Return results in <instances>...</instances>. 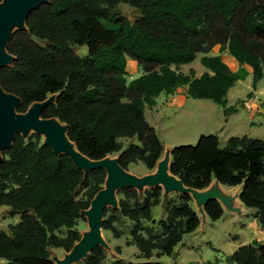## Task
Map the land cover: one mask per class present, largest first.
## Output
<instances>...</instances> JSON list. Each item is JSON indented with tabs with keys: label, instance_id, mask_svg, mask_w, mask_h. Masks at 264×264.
Masks as SVG:
<instances>
[{
	"label": "trees",
	"instance_id": "1",
	"mask_svg": "<svg viewBox=\"0 0 264 264\" xmlns=\"http://www.w3.org/2000/svg\"><path fill=\"white\" fill-rule=\"evenodd\" d=\"M120 4L136 8L141 17L131 24L115 12ZM217 47L219 54L209 56ZM82 48L84 56L78 53ZM7 51L14 60L0 68V85L20 99L19 114L56 95L42 117L65 124L84 156L99 161L118 155L126 171L138 163L152 171L164 148L146 108L159 96L187 87L189 98L211 100L225 115L235 112L227 96L239 78L222 53L252 71L254 89L264 78V0H46L30 12L26 28L11 34ZM198 54L207 72L196 77L194 70L179 71ZM130 61L143 73L128 81ZM134 137L139 144L124 148L121 140ZM171 156L170 172L187 188L203 190L213 180L241 186V202L264 226V140L231 137L221 147L217 135L201 136L196 145L174 147ZM0 172V207L20 217L0 232L6 264H54L52 249L72 251L82 239L79 222L107 179L105 168L84 172L36 133L15 136L2 151ZM122 193L119 213L133 224L127 245L137 246L139 258L147 261L112 264H162L150 260L174 257L183 238L201 225L189 193L166 202V218L159 222L153 208L161 203L160 186ZM204 210L213 222L224 214L217 199L207 200ZM103 215V229L120 238L107 208ZM106 258L104 247L97 246L85 262L103 264ZM225 262L264 264V245L242 246Z\"/></svg>",
	"mask_w": 264,
	"mask_h": 264
},
{
	"label": "rangeland",
	"instance_id": "2",
	"mask_svg": "<svg viewBox=\"0 0 264 264\" xmlns=\"http://www.w3.org/2000/svg\"><path fill=\"white\" fill-rule=\"evenodd\" d=\"M115 12L125 17L131 24L141 17L139 10L126 4L118 5ZM78 53L84 56L86 55V50L83 48L79 49ZM217 54H219L218 47L209 56ZM227 55V53H222V57H225V59ZM202 57L203 54H198L193 63L182 66L179 71L184 74H189L191 70H194L196 77L201 76L204 72H207L201 63ZM142 73L141 68L134 65L132 68H129L128 81L139 77ZM239 75L241 77L239 82L230 90L227 107H239L242 101H249L253 93L259 90V88H262V91H264V78L259 83V86L257 84V87L254 89L252 76L244 77L241 74ZM183 88L188 91L187 87ZM165 96L167 95L160 96V105L164 102ZM259 98L264 102V94ZM55 99L56 95H52L49 96L48 101L52 102ZM163 110V112L155 115L152 113L153 108H146V119L155 128L157 136L163 144V155L156 168L152 171L148 170L143 163L131 165L128 172L135 177L142 178L156 175L161 170V165L168 163L169 158L172 159L171 152L174 147L196 145L201 136L217 135L221 141V147H224L231 137L248 136L250 138L264 140V127L260 125L264 121V114H259L254 120L253 117L249 118L245 112H241L238 117L237 128L219 132V126L223 125L227 116L224 113V108L211 100H196L190 98L184 107H164ZM252 121L255 122L253 125ZM33 133V131H30L24 136L27 138ZM41 136L45 143L46 136L43 134ZM121 141L124 148H127L130 144H139L137 137L122 139ZM107 158L116 159L118 155H110ZM214 182V184L224 188L225 192L223 190L218 191L213 185L211 189L202 192L201 196H197L198 192L201 191H194L192 193L193 199L191 205L195 212L199 214L198 216L201 220L199 229L195 233L188 234L183 238L182 243L175 249L176 255L174 257L163 256L158 258L154 256L150 261L160 262L162 264H187L190 261L198 260L201 264H226V257L236 252L237 247L252 245L256 242L258 239L256 232L244 226L247 222V216H239L238 213H232L231 210L227 209L220 220L213 222L206 215L203 209V198L206 195L215 194L222 197L230 193L231 196L236 195V202L240 203L239 195L236 191H240L241 186L227 187L221 185L216 180ZM160 187L163 190L161 203L153 208V219L156 222L166 218V202L170 199L174 200L177 195L181 194L171 189L168 183H162ZM151 188L152 186H140L135 189L140 194H143ZM123 197L122 190H119L116 193L115 204L107 206L108 216L115 218L114 227L122 236L116 238L111 231L102 229V247H104L107 253V258L103 264H112L117 259L140 263L147 261L146 259L139 258L140 252L137 246L127 245V241L131 237L133 224L119 213V203ZM9 211L10 208L8 206L0 207V232H7L9 225H17L20 222V217H11ZM84 218L78 225L82 239L91 232L88 212H85ZM148 225L151 226V224ZM262 242H264V237L262 238ZM118 247L122 249L121 253H118ZM52 253L54 264H63L70 256L71 251L65 252L62 249H52ZM85 259L75 261L72 264H86ZM0 264H6V261L0 258Z\"/></svg>",
	"mask_w": 264,
	"mask_h": 264
},
{
	"label": "water",
	"instance_id": "3",
	"mask_svg": "<svg viewBox=\"0 0 264 264\" xmlns=\"http://www.w3.org/2000/svg\"><path fill=\"white\" fill-rule=\"evenodd\" d=\"M44 2L46 0H3L0 3V68L11 65L14 60V57L7 51L8 42L14 29L26 28V20L30 12L38 9ZM48 103H50L48 100L43 103H36L27 113L19 114L17 107L20 104V99L7 93L0 85V163L2 151L11 146L17 134L25 135L33 131L36 134L45 135V144L52 147L57 154L68 155L74 164L84 172L96 168L106 169V187L96 195L90 209L86 211L89 216L91 232L73 248L70 256L63 264H72L87 258L95 247L102 246L101 232L104 210L108 205L115 204L116 193L119 190L140 186L157 187L162 183H168L171 189L180 193H188V190L191 189L171 174L168 163H163L161 170L156 175L138 178L124 170L119 165L118 158L90 160L70 141L67 134L68 128L65 124L55 118L44 119L42 117V111ZM65 137L74 144L76 151Z\"/></svg>",
	"mask_w": 264,
	"mask_h": 264
},
{
	"label": "crops",
	"instance_id": "4",
	"mask_svg": "<svg viewBox=\"0 0 264 264\" xmlns=\"http://www.w3.org/2000/svg\"><path fill=\"white\" fill-rule=\"evenodd\" d=\"M227 58L225 59V57H223V60L229 65V67L232 69V71L238 76L239 80H240V75L241 74L242 76L244 77H249V76H252L253 78V75H252V71L244 66H241L236 59L230 57L229 55L226 56ZM134 65H136V67L138 66L136 62L134 61H130V68H132ZM205 73V72H204ZM203 73V74H204ZM202 74V75H203ZM201 75V76H202ZM201 76H198V77H201ZM239 82V81H238ZM237 82V83H238ZM261 82V81H260ZM259 82V83H260ZM236 83V84H237ZM259 83H258V86H259ZM235 84V85H236ZM185 88H181L178 90L177 92V95H172V96H165L164 98V102H162V105L159 104V98L160 96L157 98V103H156V106L153 107V111L152 113H154L155 115L156 114H159L161 112H163V108L165 107H173V108H176L178 106L180 107H184L186 103H188L189 101V97H188V91L187 90H184ZM231 90V89H230ZM230 90L228 92V96H229V93H230ZM264 94V91H262V88H259V90H256L255 93H253V96L252 98L249 100V101H242V103L239 104V107H235L236 108V111L233 112V113H230L229 115H226L227 118L225 119V122L223 123V125H220L219 126V132H222V131H225V130H229V129H232V128H237V124H238V120H239V114L241 112H245L246 115L249 117V118H254V120L258 117L259 114H264V102L260 100V96ZM162 96V95H161ZM228 96H227V100H228ZM255 97V98H254ZM227 106H228V103H227ZM233 107V106H232ZM255 122L252 121V125L254 124ZM260 125L262 127H264V121L260 123ZM171 161L172 159H168V166L170 167V164H171ZM215 180L212 181L211 185L203 190H195V189H189L188 190V193L191 195L192 197V193L195 191V192H198V191H201V192H198L197 196H201L202 195V192L204 191H207L209 189H211V187L214 185V187L219 191V190H223L224 191V188H222L221 186H218L217 184H214ZM217 181V180H216ZM218 182V181H217ZM219 183V182H218ZM222 185V184H221ZM240 187V186H239ZM225 192V191H224ZM237 194L239 195V199H240V193H241V190L239 191H236ZM235 192V194H236ZM196 195V193H195ZM210 198H217V200L220 202L224 212L225 210L229 209L231 210L232 213H238L239 216H247V222L244 224V226L246 228H249V229H252L254 232H256V234L258 235V239L256 240L257 243H260L262 245H264V242H262V238L264 237V226L261 225L259 223V221L253 217L252 215V210L246 208L244 206V204L241 202L240 200V203H237L236 202V195L234 196H231L230 193L229 194H225V196H222V197H219L215 194H211V195H206L204 196V203L207 199ZM193 199V198H192ZM204 203H203V209H204ZM242 203V205H241ZM205 211V210H204ZM206 213V212H205ZM199 215V214H198ZM204 215V213H203ZM207 215V213H206ZM209 217V216H208ZM255 243V242H254ZM253 243V244H254ZM242 247V246H240ZM240 247H237L238 249ZM237 249V250H238ZM236 250V251H237ZM235 253V252H234ZM233 253V254H234ZM232 254V255H233ZM231 256V255H229ZM228 257V256H227ZM187 264H201L200 261L198 260H194V261H190L188 262Z\"/></svg>",
	"mask_w": 264,
	"mask_h": 264
},
{
	"label": "bare ground",
	"instance_id": "5",
	"mask_svg": "<svg viewBox=\"0 0 264 264\" xmlns=\"http://www.w3.org/2000/svg\"><path fill=\"white\" fill-rule=\"evenodd\" d=\"M65 139H66L67 141H69L67 137H65ZM69 143L73 146V149L76 151V148H75L74 144H72L70 141H69Z\"/></svg>",
	"mask_w": 264,
	"mask_h": 264
}]
</instances>
